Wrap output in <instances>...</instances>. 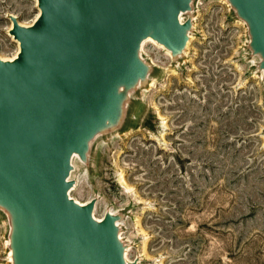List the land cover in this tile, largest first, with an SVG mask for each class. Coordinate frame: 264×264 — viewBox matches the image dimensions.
<instances>
[{
	"label": "rangeland",
	"instance_id": "obj_1",
	"mask_svg": "<svg viewBox=\"0 0 264 264\" xmlns=\"http://www.w3.org/2000/svg\"><path fill=\"white\" fill-rule=\"evenodd\" d=\"M190 38L172 58L144 42L148 78L129 93L121 123L72 159L69 195L93 215L119 213L127 260L139 264H264V74L245 23L226 0H192ZM37 0H0V57L30 24ZM0 209V264H10Z\"/></svg>",
	"mask_w": 264,
	"mask_h": 264
},
{
	"label": "water",
	"instance_id": "obj_2",
	"mask_svg": "<svg viewBox=\"0 0 264 264\" xmlns=\"http://www.w3.org/2000/svg\"><path fill=\"white\" fill-rule=\"evenodd\" d=\"M247 27L264 74V0H226ZM27 25L9 14L18 42L0 57V209L10 264H139L125 257L119 213L93 215L96 198L69 195L72 159L117 127L129 93L147 80V38L174 59L190 38L192 0H37Z\"/></svg>",
	"mask_w": 264,
	"mask_h": 264
},
{
	"label": "bare ground",
	"instance_id": "obj_3",
	"mask_svg": "<svg viewBox=\"0 0 264 264\" xmlns=\"http://www.w3.org/2000/svg\"><path fill=\"white\" fill-rule=\"evenodd\" d=\"M38 13H39V9H38ZM38 13H37V15H38ZM37 15H36V16H37ZM147 41L154 42V40L151 39V38H147L146 40H144V42H147ZM144 42H143V43H144ZM142 45H143V44H142ZM159 45H160V44H159ZM17 51H18V49H17ZM16 53H17V52H16ZM16 53L13 55V57L16 55ZM169 54H170V53H169ZM13 57H12V58H13ZM73 187H74V186H73ZM77 202H79V201H77ZM79 203H81V202H79ZM94 217H95V216H94ZM97 219H98V218H97ZM125 257H126V255H125ZM126 259H127V258H126Z\"/></svg>",
	"mask_w": 264,
	"mask_h": 264
}]
</instances>
